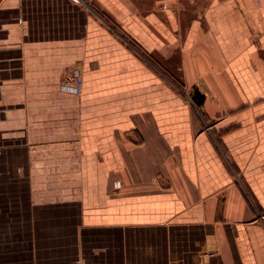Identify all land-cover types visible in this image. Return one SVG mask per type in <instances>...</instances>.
Segmentation results:
<instances>
[{
    "label": "crops",
    "instance_id": "0c3cea01",
    "mask_svg": "<svg viewBox=\"0 0 264 264\" xmlns=\"http://www.w3.org/2000/svg\"><path fill=\"white\" fill-rule=\"evenodd\" d=\"M149 1L0 0V264H264V0Z\"/></svg>",
    "mask_w": 264,
    "mask_h": 264
},
{
    "label": "rangeland",
    "instance_id": "374dc122",
    "mask_svg": "<svg viewBox=\"0 0 264 264\" xmlns=\"http://www.w3.org/2000/svg\"><path fill=\"white\" fill-rule=\"evenodd\" d=\"M207 3L208 0H177L172 5L179 17L184 16V21H187L197 16ZM152 4L149 0H133V8L139 12H145Z\"/></svg>",
    "mask_w": 264,
    "mask_h": 264
},
{
    "label": "built area",
    "instance_id": "2783aa9c",
    "mask_svg": "<svg viewBox=\"0 0 264 264\" xmlns=\"http://www.w3.org/2000/svg\"><path fill=\"white\" fill-rule=\"evenodd\" d=\"M77 4H86V0H71ZM83 74L84 68L82 65H76L69 77L62 81L61 88L63 91L80 95L83 89ZM264 223V216H262Z\"/></svg>",
    "mask_w": 264,
    "mask_h": 264
}]
</instances>
